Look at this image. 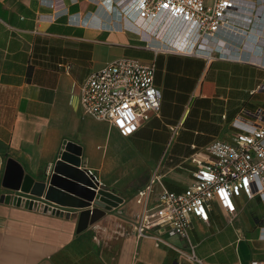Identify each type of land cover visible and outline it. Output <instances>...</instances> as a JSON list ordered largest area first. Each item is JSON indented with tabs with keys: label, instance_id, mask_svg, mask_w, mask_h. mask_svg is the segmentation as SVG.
<instances>
[{
	"label": "crops",
	"instance_id": "obj_1",
	"mask_svg": "<svg viewBox=\"0 0 264 264\" xmlns=\"http://www.w3.org/2000/svg\"><path fill=\"white\" fill-rule=\"evenodd\" d=\"M66 12L107 20L97 0H0V196L14 193L1 185L8 159L39 180L72 142L80 168L94 170L122 201L81 226L80 208L48 205L45 211L0 200V264H193L150 237H136V194L153 173L170 191L190 185L196 169L191 154L214 139L227 140L243 108H264L258 89L264 66L215 53L210 60L154 55L130 33L69 24ZM251 26L245 47L264 61V13ZM123 56L153 58L161 92L159 114L126 137L84 115L78 97V85L91 71ZM258 202L264 199L257 194L241 196L234 216L216 207L208 223L192 220L190 235L204 264L264 260Z\"/></svg>",
	"mask_w": 264,
	"mask_h": 264
},
{
	"label": "built area",
	"instance_id": "obj_2",
	"mask_svg": "<svg viewBox=\"0 0 264 264\" xmlns=\"http://www.w3.org/2000/svg\"><path fill=\"white\" fill-rule=\"evenodd\" d=\"M97 5L107 20L66 12L67 22L130 33L154 55L161 52L210 60L215 53L221 60L264 66L240 53L246 50L251 23L264 13V0H211L210 4L209 0H97ZM222 36L242 39L239 44H219L216 39ZM155 70L153 58L123 56L91 71L78 85L83 114L107 122L121 136L132 135L152 114H159L161 92L154 82ZM258 89L264 91V84ZM231 128L227 140L214 139L191 154L189 160L196 169L192 183L183 190H168L156 173L138 190L137 238L150 237L156 246L170 247L193 264H204L190 235L192 220L208 223L216 207L234 216L241 196L250 199L257 194L264 199V108H243ZM84 171L91 189L96 193L105 189L94 170ZM259 237L264 239V224L259 226ZM249 264H264V260Z\"/></svg>",
	"mask_w": 264,
	"mask_h": 264
},
{
	"label": "water",
	"instance_id": "obj_3",
	"mask_svg": "<svg viewBox=\"0 0 264 264\" xmlns=\"http://www.w3.org/2000/svg\"><path fill=\"white\" fill-rule=\"evenodd\" d=\"M79 156V149L72 142H67L58 160L51 165L50 172L39 180L24 174L14 160L8 159L1 185L13 190L14 194H1L0 200L45 211L48 205L80 208L81 226H85L89 219L95 221L122 199L105 189L97 193L91 189L89 177L80 168Z\"/></svg>",
	"mask_w": 264,
	"mask_h": 264
},
{
	"label": "bare ground",
	"instance_id": "obj_4",
	"mask_svg": "<svg viewBox=\"0 0 264 264\" xmlns=\"http://www.w3.org/2000/svg\"><path fill=\"white\" fill-rule=\"evenodd\" d=\"M256 1V0H255ZM217 42L219 43V44H224L225 43V38L222 36V37H218L217 39ZM242 49V48H241ZM245 49L246 50H243V52H240V53H245V52H248L249 53V59L251 60V61H254V62H259V63H261V64H264V61H259V57L258 56H254V55H251L250 54V52H251V50H250V48H246L245 47ZM231 54H236L235 53V51L234 52H231ZM258 59V60H257Z\"/></svg>",
	"mask_w": 264,
	"mask_h": 264
},
{
	"label": "rangeland",
	"instance_id": "obj_5",
	"mask_svg": "<svg viewBox=\"0 0 264 264\" xmlns=\"http://www.w3.org/2000/svg\"><path fill=\"white\" fill-rule=\"evenodd\" d=\"M211 3V0H209V4ZM258 208H263L264 209V203L258 202L254 204Z\"/></svg>",
	"mask_w": 264,
	"mask_h": 264
}]
</instances>
